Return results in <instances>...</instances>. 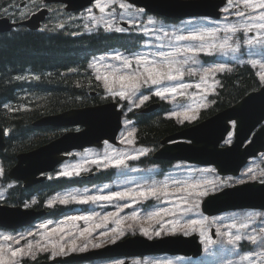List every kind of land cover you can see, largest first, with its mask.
I'll list each match as a JSON object with an SVG mask.
<instances>
[{"label": "rangeland", "instance_id": "obj_1", "mask_svg": "<svg viewBox=\"0 0 264 264\" xmlns=\"http://www.w3.org/2000/svg\"><path fill=\"white\" fill-rule=\"evenodd\" d=\"M36 1L37 0L26 2L34 4ZM103 2L104 0H101V3ZM121 3L130 5L125 0H115L114 3L109 0L107 6L104 9V12H101L99 10V7H97L96 1L94 4H92L91 7H88L83 11L72 13L64 18H58H61L65 21L86 20L92 17V12L98 11L100 15H102L103 21H112L113 27L111 29H115V27H122L119 22L117 23L118 20L128 23L131 19L129 13L137 11L133 9L132 5H130L131 7L127 9L121 8ZM113 5L114 8H111V6ZM12 7L14 8L11 9ZM25 7V5L23 7L13 3V6L12 4H10L7 7L3 8L0 14H8L13 17L22 18L23 16L27 15V7ZM225 8H227L228 11H224ZM114 10H118L119 14H115ZM239 10L248 12V16H256L259 14V10L257 12H251L247 9H244L242 6ZM236 11L237 8L232 4H229L228 2V4L222 9V15L219 19L193 17L179 20L177 23H167L165 21L156 20L153 17H148L146 19L147 21L149 19L156 21L155 24L151 25L148 23L140 22V13L137 16V20L140 22L141 26L137 27V33L143 34V28H149L152 30L162 28L163 31L156 33V35L163 36V32H168L171 34V38L165 37L163 40L156 39V43L151 44L149 38H155V36L151 34H143L144 38L142 39V41L140 40V42L137 44L138 46L134 47L135 49L133 50V52L124 53L120 52L119 50H112L110 53L112 56L120 54L121 56L128 59L137 55H146L148 59L151 60L153 59V57L150 55V53L157 50L171 52L174 48L196 49L201 45L206 46L207 51L184 52L183 55L177 54L175 56V59L177 61H188L183 65H177L178 67H181L182 71L184 72L183 77L174 81H162L158 85L149 84L147 85L145 90L141 92V95L156 96L154 93L157 90L170 89L175 87L177 89L175 93H166L164 98H161L159 96L157 97L169 103L168 109L170 114H174L179 111L190 110L196 108L203 101H205V99L201 98V96L198 94V91L201 90L202 86L208 85L209 83L206 77H203V79L201 78V76L186 77L187 70L192 69L193 73H197L199 71L202 72L207 66L210 65L225 66L231 63L252 61H256V64L262 63L264 55L260 52L255 51L256 44L250 46L246 43V41H255L256 38L264 36V30L253 28L251 31H249V33H251V37L245 38L243 42H232L230 39L228 43L232 48L237 49L235 52L229 50L228 48H219V45L223 42L225 37H232V33L219 31L214 37L206 36L204 40L176 41L174 39V36H187L190 31L204 32L213 28L223 29L229 24L251 25L254 23H259V21L236 16ZM103 25L104 27H106L104 23ZM159 44H164L166 45V47L157 49L156 45ZM211 45H216V47H210ZM195 54L203 55L205 57L199 60L196 59ZM189 57H191L192 59H188ZM192 60H195L196 63H193ZM97 64V69L99 70L101 75L110 73L112 71V68H122V64L113 65L105 58L103 60L97 61ZM104 65H111L112 68H105ZM137 67L138 66H136L135 69ZM180 85H185L186 87L181 88ZM113 91L119 92L122 91V89H120V87L117 85L114 87ZM109 95L118 96L113 95L107 89L104 90L103 96L106 97ZM134 104L135 103L133 101V98L129 99L127 103V109L129 110L133 108ZM123 125L124 127L122 128V131L119 135V140H121L122 144L119 143L118 146L107 144L97 150L94 148H87L83 151H80L78 154L73 155L68 161L63 162L52 174V176L55 177L60 176L62 172H72V174H75L77 173V171H82L84 169V165L87 162L98 161L101 163V166L103 168L114 167L113 171L111 172L110 179L107 182L102 181L94 183H83L64 189L61 197H67L71 199V196H75L76 199L71 200L77 202V204L74 205L72 210L64 214L62 219L59 218L57 220H41L33 225V227L29 229H21L19 231H6L0 229V264H20V259L26 257V255H23V253L18 254L17 256H15V262H9L7 255V251L12 254V252L17 249H23L24 251L29 252V258H33L37 251L40 249L39 244L45 239L44 230H48L55 235L59 229L67 225L72 227L75 222V217H77L79 220V222L76 221V223L80 224V227L78 228V230H76V234H74L72 238H69L66 241V239H64L65 232H63V235L60 239V241L62 242L58 246L54 247V250L60 251L61 248L74 250L76 248L75 245L77 246V250H85L86 248L92 247V245H94L95 247L102 246L106 243H111L117 238L123 237L124 235L135 233L147 238H158L167 233L184 234V230L181 229L179 225H183L188 220L194 219L203 221V224L191 226L190 228H188V233H192L193 231L197 232L199 234L200 240L203 243L207 240L212 241L211 228H214V234L217 233V229H219V233H221L224 238L226 237L229 240L232 239L233 235H240L242 239L241 241L230 245L229 243H227L228 240L220 241L219 235L217 233V237L212 241V243H206V246H204L203 255L199 259L192 260L191 264H223L222 261H224V264H257L259 253L253 252V250L249 246L250 241L245 239V237L247 235H261L260 230L264 228V211H262L261 214L260 212L256 214L258 210L245 209L241 214L236 213V211H227L212 217H207L203 214H201L202 216H200L199 214L201 212L198 211L196 207H194V209L197 211H195L193 208L191 212L184 211L185 208H190L185 204L192 207L193 204L198 205L197 201L193 197H187V203L183 204L181 203V201L183 200L181 199V197L185 198V195L187 193H177L174 192V190L185 185L199 184L201 185V189L198 188L200 189L199 191L212 193L228 185H235L255 179L264 181V168L262 167V164L264 163V152L259 156L250 159L248 163L243 167L238 176H222L223 180L220 178L221 175H218L216 170L212 166H199L189 163H184V165H181L180 163L183 162H174L178 164L161 169L160 172H153L151 170L142 172L139 171V169L141 168V164L137 162V159L140 156L146 155L149 152V149L147 147L134 145L133 143H127V140H130V126L129 121L126 118L123 121ZM232 140L233 131L231 129L223 143L229 144L232 142ZM141 152H143L144 154L141 155ZM117 159H124V165L126 166H114V162ZM249 169H251V171H249ZM174 181H179L180 183H174ZM222 182L225 184V186H220ZM164 184H167V191L169 192V194L167 196H159V199H156L157 196H152V199L144 204H140L139 199H137L139 202L135 201L134 199L116 201L115 198L111 200H88V197L108 196L115 192L128 193V195L123 197L128 198L129 196L134 195V192H130L129 190H136L139 193L140 191H147V189L151 187L158 188L159 186H162ZM194 192L197 191L194 190ZM81 200L89 201L90 204H79L82 203L80 202ZM123 207L124 212L118 215L117 221L108 225L110 220L114 216H109L108 214L110 212H113L114 210L122 211ZM160 209H167L168 214L162 213L161 223H159L158 225H153L152 220L157 217L153 214ZM85 219L90 222V224L84 221ZM93 219H96V221H94ZM92 221L96 222L95 228L97 227V230L95 232V229L91 224ZM135 223L137 225H135ZM98 224L101 226H99ZM234 224L235 227L237 225L239 229H235V227H232V225ZM241 224H246L247 227L241 228ZM127 225L132 226L131 231H127L126 229L121 228L122 226ZM228 227H231L232 229H228ZM87 228L88 231H85ZM174 228L175 231L173 230ZM145 231L147 232V235H145ZM201 231H203L204 233L203 236L201 235ZM88 232L93 233L88 234ZM156 232H160V235L157 236L155 234ZM225 233L231 235H223ZM4 237H9L10 239H4ZM21 237H23V239H21ZM56 241L57 240L55 239L54 241H51V243H54ZM73 242L75 245H73ZM28 245L32 246L30 250L28 248ZM253 247L256 251L263 249L262 247L258 246V244H253ZM50 248L52 250V247ZM46 249L49 250V247H47ZM43 251H45V249ZM220 253H224L225 256L219 257ZM254 255L257 256V259L254 258ZM244 256H247L248 259L244 260ZM120 259L123 260V258H115L109 260L103 259L81 264H116L120 262ZM134 262H138L141 264H189L187 258L185 257L167 254L138 257L134 259Z\"/></svg>", "mask_w": 264, "mask_h": 264}, {"label": "trees", "instance_id": "obj_2", "mask_svg": "<svg viewBox=\"0 0 264 264\" xmlns=\"http://www.w3.org/2000/svg\"><path fill=\"white\" fill-rule=\"evenodd\" d=\"M20 1L0 0V10L9 3L17 5ZM127 39L121 33L102 31L96 37L77 36L65 25H49L41 31L21 27L0 33V124L7 131L0 160L5 174L15 164L20 152L34 149L60 134L58 129L50 126H34L37 118L102 100L100 94L93 97L89 94L98 85L89 75L88 61L93 53L98 54L106 48H125ZM261 83L256 68L250 64L223 70L217 74L214 91L197 119L236 104L246 94L258 89ZM165 109L163 104L158 111L129 114L137 143L157 148L163 137L186 125L180 123L179 118L164 116ZM148 159L153 161L150 157ZM76 183V179L66 177L51 179L29 189L19 183L10 189L4 201L39 208L47 203L53 190Z\"/></svg>", "mask_w": 264, "mask_h": 264}, {"label": "water", "instance_id": "obj_3", "mask_svg": "<svg viewBox=\"0 0 264 264\" xmlns=\"http://www.w3.org/2000/svg\"><path fill=\"white\" fill-rule=\"evenodd\" d=\"M67 3V10L80 9L93 0H46ZM144 7L151 13H157L170 18H183L194 15L219 16L218 8L225 0H129ZM47 11L40 10L33 14L24 24L31 29L39 27ZM7 18L0 19V31L9 30ZM160 103H152L142 111H152ZM121 111L116 109V103H104L97 106L73 109L61 114L42 117L34 122V126H69L81 124L84 128L77 132H68L50 143L27 153L19 154L17 164L11 169L10 176L22 179L26 184L41 181L37 175L52 170L63 158L62 152L86 145H100L103 139L115 141L120 129ZM235 119V141L227 147H219L230 127L228 121ZM264 120V86L245 96L234 106L225 109L194 126L166 137L163 142L172 139L186 138L191 143L177 142L165 145L155 153L156 158L184 159L200 164H213L221 174H237L246 160L255 156L264 148V126L253 135L251 142L244 146L252 131ZM4 145L0 128V148ZM204 212L209 215L244 207L264 209V183L251 182L226 188L223 191L208 196L202 204ZM42 212L22 210L0 205V225L15 227L31 222ZM197 236L185 238L166 237L156 241H147L135 236L113 246H107L97 251L75 257V260L111 256L118 252L125 254H140L152 252H169L193 254L200 252L196 243ZM142 244V245H141Z\"/></svg>", "mask_w": 264, "mask_h": 264}, {"label": "snow or ice", "instance_id": "obj_4", "mask_svg": "<svg viewBox=\"0 0 264 264\" xmlns=\"http://www.w3.org/2000/svg\"><path fill=\"white\" fill-rule=\"evenodd\" d=\"M109 0H104L103 3H101V0H97V7H99V10L101 12H104L105 7L107 6ZM111 2H115V0H111ZM229 4H232L237 8V11L235 12V15L241 18H248L252 19L255 21H259V23H254L251 25H232L229 24L225 28H213L204 32H197V31H190L187 36L185 35H175L174 39L176 41H183V40H204L206 36H212L214 37L217 32L219 31H224V32H231V33H236L239 29H244L246 31H251L253 28L264 30V0H229ZM243 7L244 9H247L251 12H257L259 10V14L256 16H248V12L246 11H241L239 10L240 7ZM121 8H130V5L121 3L120 4ZM143 9H138L136 12H131L129 13L131 19L129 20V27H140V22L137 20V16L140 13H143ZM224 11H228L227 8L224 9ZM123 15V14H121ZM103 20V18H101ZM103 23L106 26V29H111L113 27L112 21H103ZM148 24H155L156 21L149 19L147 21ZM58 27H63V25H58ZM116 32H124L125 29L122 27H115ZM143 34L148 35H154L157 40H163L165 37L171 38V34L168 32H163V36L156 35V33L163 31L162 28H157L155 30L149 29V28H143L142 29ZM231 39V37H225L223 42L219 45L220 49H225L228 48L229 50L235 52L237 49L232 48L228 41ZM247 44L250 46L253 45L254 41L253 40H247ZM256 44H264V39H257L255 41ZM166 47L164 44H159L156 45V48H163ZM210 47H216V45H211ZM195 51H207V47L204 45H201L199 48L193 49V48H174L173 51L171 52H164V51H154L151 52L150 55L153 57V59L149 60L146 55H137L135 56L134 62L138 66L136 69H133L131 72H128L126 74H119L120 70L116 68H112L111 65H104L105 68H112L111 73L105 74V75H96L97 80H103L104 82V87L111 92L113 95H118L122 99L127 97L131 99L132 96L136 94L137 91L140 90L142 86H147V85H158L162 81H174L178 80L181 77L184 76V72L182 71L181 67H178L177 65H183L187 63V60L183 61H177L175 59V56L177 54L183 55L184 52H195ZM158 58V59H157ZM104 57H101L100 60H103ZM112 59L117 60V61H122V66L124 69H132L133 61L129 60L126 57L121 56L120 54H116L115 56L112 57ZM188 59H192L189 57ZM193 63H196L195 60H192ZM253 64L256 63V61H252ZM95 64H89L90 68L95 67ZM261 67H264V63L261 64ZM224 68L223 66L217 67L214 70L213 69H208L207 72H220L223 71ZM189 73L192 72V69L188 70ZM203 79V77H201ZM260 79L264 81V73L260 74ZM119 86L122 91L116 92L113 91L115 86ZM181 88L186 87L185 85H180ZM177 89L175 87L170 88V89H163V90H157L154 94L156 96H159L161 98H164L166 93H175ZM149 100L148 95H142L140 98L139 104H134L135 107H139L141 104ZM175 114V113H174ZM186 119L189 117L185 116ZM192 119H195V116L191 117ZM131 135V133H129ZM127 143H132L131 140H127ZM144 153L141 152V155ZM134 158V157H133ZM114 166L119 167V166H126L124 165V159H117L114 162ZM251 171V169H249ZM76 174H79L77 171ZM61 175H72V172H62ZM174 183H180L179 181H174ZM201 185L199 184H192V185H185L181 188H177L174 190V192H184L187 193L189 196L193 195L194 190L200 188ZM167 184L162 185L161 187H151L148 188L147 191H140L138 195L147 198L148 196H159V195H168L169 192L167 191ZM128 195V193H122V192H115L112 193L111 195L108 196H96V197H88V200H111L114 197L117 198H123L124 196ZM195 195L197 196H204L207 195L206 191H198L195 192ZM59 203L61 204H66L68 203V199L66 198H58ZM71 199L75 200V196H71ZM181 199L184 200L185 203H187V200L184 197H181ZM80 202H87L86 200H81ZM50 202V206H51ZM198 205L193 204L192 207L190 208H185V212H191L192 208L197 207ZM168 214L167 209H160L159 211L155 212L153 215L154 216H161V214ZM174 214V213H173ZM151 218V217H150ZM203 221L200 220H194L190 219L188 220L185 224L179 225L181 229L184 230V234H188V228L191 226L195 225H202ZM232 227H235V224L232 225ZM241 228H246V224H241ZM63 229H61L62 231ZM175 231V228L173 229ZM87 231V229L85 230ZM217 232L219 233V229H217ZM261 235L256 236V235H247L245 239L250 241L252 244H258V246L264 248V229L260 230ZM157 236L160 235V232L155 233ZM145 235H147V232L145 231ZM201 235L203 236L204 233L201 231ZM223 235H231L228 233H225ZM4 239H10L9 237H4ZM23 239V237H21ZM242 237L240 235H233L232 239L228 240L227 243L229 244H235L236 242L241 241ZM205 243H212V241L207 240ZM74 245V242H73ZM31 245H28L29 250L31 249ZM61 252L64 251L63 248L60 249ZM23 253V255H28L29 252L24 251L23 249H17L12 252V256L15 257L18 254ZM244 260H247L248 257L244 256ZM262 264H264V258H262Z\"/></svg>", "mask_w": 264, "mask_h": 264}, {"label": "bare ground", "instance_id": "obj_5", "mask_svg": "<svg viewBox=\"0 0 264 264\" xmlns=\"http://www.w3.org/2000/svg\"><path fill=\"white\" fill-rule=\"evenodd\" d=\"M26 1L29 2V1H33V0H22V1H20V2L18 3V6H22V4H23V3H26ZM8 5H10V3H9ZM8 5H7V6H8ZM7 6H6V7H7ZM12 6H13V4H12ZM14 7H15V6H14ZM14 7H12L11 9H13ZM4 8H5V7H4ZM8 9H9V8H8ZM2 10H3V9H1L0 12H1ZM0 15H1V14H0ZM26 16H27V15H26ZM26 16H23L22 18H18V17H13V16H12L13 20L15 21L16 29L23 27V21H24V19L26 18Z\"/></svg>", "mask_w": 264, "mask_h": 264}, {"label": "flooded vegetation", "instance_id": "obj_6", "mask_svg": "<svg viewBox=\"0 0 264 264\" xmlns=\"http://www.w3.org/2000/svg\"><path fill=\"white\" fill-rule=\"evenodd\" d=\"M90 33H92V32H90Z\"/></svg>", "mask_w": 264, "mask_h": 264}]
</instances>
